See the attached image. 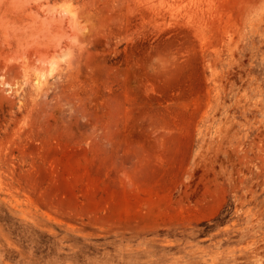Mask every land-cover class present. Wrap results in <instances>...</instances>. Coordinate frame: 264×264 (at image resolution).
I'll list each match as a JSON object with an SVG mask.
<instances>
[{
  "label": "rangeland",
  "instance_id": "obj_1",
  "mask_svg": "<svg viewBox=\"0 0 264 264\" xmlns=\"http://www.w3.org/2000/svg\"><path fill=\"white\" fill-rule=\"evenodd\" d=\"M0 264H264V0H0Z\"/></svg>",
  "mask_w": 264,
  "mask_h": 264
}]
</instances>
